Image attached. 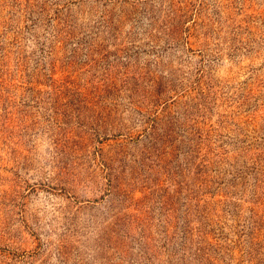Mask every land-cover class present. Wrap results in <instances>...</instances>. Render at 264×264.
<instances>
[{
	"label": "rangeland",
	"instance_id": "1",
	"mask_svg": "<svg viewBox=\"0 0 264 264\" xmlns=\"http://www.w3.org/2000/svg\"><path fill=\"white\" fill-rule=\"evenodd\" d=\"M0 264H264V0H0Z\"/></svg>",
	"mask_w": 264,
	"mask_h": 264
}]
</instances>
